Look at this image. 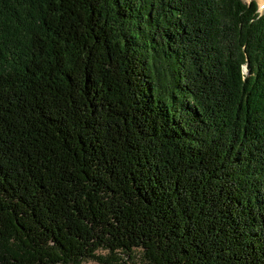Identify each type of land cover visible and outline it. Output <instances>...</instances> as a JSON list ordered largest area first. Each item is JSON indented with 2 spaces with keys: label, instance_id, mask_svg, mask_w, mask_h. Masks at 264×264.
Returning a JSON list of instances; mask_svg holds the SVG:
<instances>
[{
  "label": "trees",
  "instance_id": "16d2710c",
  "mask_svg": "<svg viewBox=\"0 0 264 264\" xmlns=\"http://www.w3.org/2000/svg\"><path fill=\"white\" fill-rule=\"evenodd\" d=\"M100 249L264 264L255 0H0V264Z\"/></svg>",
  "mask_w": 264,
  "mask_h": 264
},
{
  "label": "rangeland",
  "instance_id": "374dc122",
  "mask_svg": "<svg viewBox=\"0 0 264 264\" xmlns=\"http://www.w3.org/2000/svg\"><path fill=\"white\" fill-rule=\"evenodd\" d=\"M251 0H244V2L246 3H249ZM258 4V12L260 14H263L264 15V0H255ZM261 1H263V5H261ZM244 70L246 71V69L244 68ZM98 254L99 255H104L107 257L108 260H111V263L110 264H142L139 260V256L138 255V251H136V256L135 258L133 259H128L127 256L125 254H118L122 260L120 261H117V260H112L111 256L108 254V252L106 250H98ZM81 264H103V263H100L99 261L97 260H94V259H87L85 261H83Z\"/></svg>",
  "mask_w": 264,
  "mask_h": 264
},
{
  "label": "bare ground",
  "instance_id": "6f19581e",
  "mask_svg": "<svg viewBox=\"0 0 264 264\" xmlns=\"http://www.w3.org/2000/svg\"><path fill=\"white\" fill-rule=\"evenodd\" d=\"M260 3H261V5H263V4H264V3H263V1H261ZM262 3H263V4H262Z\"/></svg>",
  "mask_w": 264,
  "mask_h": 264
}]
</instances>
